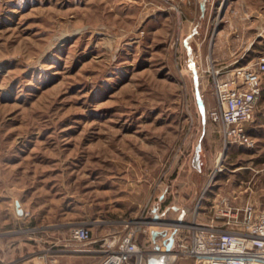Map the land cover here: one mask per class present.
I'll list each match as a JSON object with an SVG mask.
<instances>
[{
	"label": "rangeland",
	"instance_id": "1",
	"mask_svg": "<svg viewBox=\"0 0 264 264\" xmlns=\"http://www.w3.org/2000/svg\"><path fill=\"white\" fill-rule=\"evenodd\" d=\"M201 1L0 0V264H43L61 244L106 258L163 188L202 173L195 209L264 206V125L247 147L207 117L213 79L264 53V0H205L203 15ZM77 225L89 242L70 240ZM143 235L147 264L165 247Z\"/></svg>",
	"mask_w": 264,
	"mask_h": 264
},
{
	"label": "built area",
	"instance_id": "2",
	"mask_svg": "<svg viewBox=\"0 0 264 264\" xmlns=\"http://www.w3.org/2000/svg\"><path fill=\"white\" fill-rule=\"evenodd\" d=\"M264 74V53L249 66H235L223 75L213 79L215 105L207 110V117L219 123L227 142L255 145L247 133L246 124L252 121L256 103L261 95ZM226 197L216 213V220L210 223H191L188 235L180 234L176 228L171 250L191 256L197 264H264V206L256 210L246 203L236 208ZM217 221L220 225H213ZM160 221H147L145 227H131L118 244L117 251L109 254L100 264L116 256L117 264H141L143 250L136 242L138 232H147L154 226H164ZM146 224L151 228H147ZM87 225H77L70 229L72 241H90ZM165 238V237H164ZM80 251L79 248H73Z\"/></svg>",
	"mask_w": 264,
	"mask_h": 264
},
{
	"label": "crops",
	"instance_id": "3",
	"mask_svg": "<svg viewBox=\"0 0 264 264\" xmlns=\"http://www.w3.org/2000/svg\"><path fill=\"white\" fill-rule=\"evenodd\" d=\"M261 87V95L256 103L253 119L245 126L247 133L254 139L255 143H257V136H255V133L257 132L256 127L264 125V74L262 75ZM198 106L201 110L205 107L203 103H199ZM228 143L233 144L232 141ZM176 175L177 176L175 178V182L180 176V172H178V174ZM199 176L200 177L195 181H189L186 179L187 177L183 181L184 178H181V181L184 182L183 184L176 185V183H173V186L171 185L163 188V192L159 195L158 198L164 203L162 206H156L151 209L150 216L153 217L154 215H158V217L162 220L179 221V223L185 222L190 224L193 223V221L200 223H210L216 220V210H214L215 212H211V208H214L216 205L213 206L208 205V203H201L198 210L195 209L194 206H192V200L201 187L204 175L202 173ZM165 193L168 194L167 197H165ZM171 193L172 196L170 195ZM164 227L165 226H159L156 229L161 230L164 229ZM166 229H168V233L171 232L169 230L170 228ZM147 234L148 235H143L144 239L147 238V240H150V242L154 245H158L157 242H162L164 240V236L162 235H158L155 240H153L151 238L150 230ZM93 243L94 241L90 242V244ZM28 246H30V248ZM45 246L46 244L40 243L39 241H37V239L31 238V240L26 243L25 249L37 252ZM59 246L64 247L65 244H61ZM62 247L57 248L56 250L58 251H52L51 254L45 253V256L48 257V255H50L54 258L51 261L47 258L46 261L43 262V264H100L105 258V254L103 251H60L64 249ZM169 264H193V260L187 257H179L175 260L170 261Z\"/></svg>",
	"mask_w": 264,
	"mask_h": 264
},
{
	"label": "water",
	"instance_id": "4",
	"mask_svg": "<svg viewBox=\"0 0 264 264\" xmlns=\"http://www.w3.org/2000/svg\"><path fill=\"white\" fill-rule=\"evenodd\" d=\"M200 11H201V14L203 15L204 11H205V0L201 1L200 2ZM16 212L18 215H22L23 214V210L22 208L20 207V204L18 201H16ZM152 221H160L161 219L158 217V215H154L152 218H151ZM163 225L164 226H170L172 225L173 226V230L170 232L169 235L166 236L167 232L165 230H158V229H151L150 230V234H151V238L153 240H155V238L158 236V235H162V236H166L163 240V244H164V247H165V252H170L171 251V248H172V245H173V242H174V233L176 231V228H175V224L179 223V221H169V220H164L163 221Z\"/></svg>",
	"mask_w": 264,
	"mask_h": 264
},
{
	"label": "bare ground",
	"instance_id": "5",
	"mask_svg": "<svg viewBox=\"0 0 264 264\" xmlns=\"http://www.w3.org/2000/svg\"><path fill=\"white\" fill-rule=\"evenodd\" d=\"M221 154H219L217 156V161L220 160V156ZM174 258V254L170 251V252H165V253H150L149 256V260L147 264H169L170 261H172ZM118 263V259L116 256H112L109 258V261L106 264H117Z\"/></svg>",
	"mask_w": 264,
	"mask_h": 264
}]
</instances>
